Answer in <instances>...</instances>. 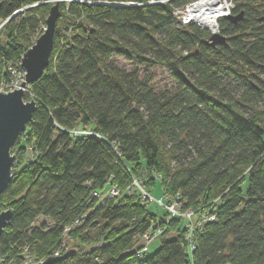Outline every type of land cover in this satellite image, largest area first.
I'll return each mask as SVG.
<instances>
[{
	"label": "trees",
	"instance_id": "16d2710c",
	"mask_svg": "<svg viewBox=\"0 0 264 264\" xmlns=\"http://www.w3.org/2000/svg\"><path fill=\"white\" fill-rule=\"evenodd\" d=\"M193 1H59L48 65L23 94L35 110L0 194V212L12 210L1 264L68 250L53 264H264V0H232L230 14L243 16L217 19L226 43L215 47L209 30L173 13ZM52 4L0 0V88ZM149 66L170 75L171 91L140 76ZM133 179L193 211L191 251L189 222L149 210ZM113 185L117 196H92ZM206 214L214 219L203 222ZM157 226L158 248L138 253L137 236Z\"/></svg>",
	"mask_w": 264,
	"mask_h": 264
},
{
	"label": "water",
	"instance_id": "95a60500",
	"mask_svg": "<svg viewBox=\"0 0 264 264\" xmlns=\"http://www.w3.org/2000/svg\"><path fill=\"white\" fill-rule=\"evenodd\" d=\"M59 1L61 0H51L53 4L50 6L45 18L43 32L20 58L19 68L24 74L19 86L9 91H0V194L5 190L16 172L13 167L14 156L10 153V149L17 136L25 129L26 123L31 119L35 110V101L33 99L25 101L23 94L26 87L36 81L48 65L56 21L60 15ZM242 16L243 12L240 11L236 15L229 14L221 17L236 23L241 20ZM225 43L226 38L218 31L210 32V36L206 41V44L210 47ZM11 215V209L0 212V235ZM70 251L72 250L66 251L59 257L49 256L34 264H53L58 260L65 259L70 254Z\"/></svg>",
	"mask_w": 264,
	"mask_h": 264
},
{
	"label": "rangeland",
	"instance_id": "374dc122",
	"mask_svg": "<svg viewBox=\"0 0 264 264\" xmlns=\"http://www.w3.org/2000/svg\"><path fill=\"white\" fill-rule=\"evenodd\" d=\"M66 1H68V0H66ZM233 6H234V3L231 0L230 5H229V7H230L229 14H230L231 9H232ZM178 15H179L178 16L179 19H181L183 21L182 17H180L181 14L178 13ZM184 22H190V21H184ZM41 30L43 32L44 27H42ZM34 41H33V43H34ZM112 61L116 65H118L120 68H123V69H129L133 65V64L127 62L125 59L120 58V57H114V58H112ZM19 70L20 71H17V70H13L12 71V73H13V75L15 77L13 79L12 83L10 85H8V86H2L0 88V91H9V90L13 89L14 87H18L19 86V83L22 80L23 74H24L23 71L20 68H19ZM139 72H140V76L141 77L145 76V77H148L149 78V82L151 83V85L154 87L155 90H158V91L159 90L171 91L173 89V87H174V83H173L170 75L163 68H161L160 66L141 67L139 69ZM25 91L27 92L28 90L25 89ZM28 155H30V154H27V156ZM241 189H242V192L244 193L245 192V189H246V182H243L241 184ZM150 196H151L152 199L147 203L149 210L153 211V210H158V208L159 209L162 208L157 203V201L158 200H162V197H163L157 184L151 190ZM102 198H103V196L101 195L97 199V201L101 202L100 199H102ZM42 222H46V220L43 219V218H38L37 221L35 222V224H40ZM81 229H83V231H90L91 230L92 231L91 233H94L95 232L94 230H92L91 227H89V225L83 226ZM61 242L63 243V245H64L65 248L70 249V248H72L75 245V242L76 241L72 238V236L67 235L64 238H62ZM98 243L99 242H97L95 244L98 245ZM159 244H160L159 237L153 239L152 241H150V243L148 245L147 254L148 255L149 254H152L158 248ZM93 245L94 244H91V245L88 244L87 246H93ZM25 252L26 251H24V253H23L24 254V256H23V260H24L23 261V264H34V262H32V257L30 255H28L27 253H25Z\"/></svg>",
	"mask_w": 264,
	"mask_h": 264
},
{
	"label": "built area",
	"instance_id": "2783aa9c",
	"mask_svg": "<svg viewBox=\"0 0 264 264\" xmlns=\"http://www.w3.org/2000/svg\"><path fill=\"white\" fill-rule=\"evenodd\" d=\"M197 1H199V0H195V1L191 2L190 4L195 3ZM220 2L225 5V11H226L222 16L229 15V9H230L229 5H230L231 0H220ZM190 4H188V5H190ZM188 5H186L182 9L173 10V13L176 16H179L178 15V13H179V14H181L180 17H182L183 21H189V20H186L182 14V12L185 10V8ZM216 30H218L217 24H216ZM74 133H77V132H74ZM132 184H133V186H135L139 190V192L141 194V199L143 201L148 203L152 199L150 194L144 188H142L135 179H133ZM117 195H118V189L116 188V186L113 185V186H110L107 189V191L105 192V194H103L102 196H103V198H112V197H115ZM92 196L99 198L101 196V191H93ZM100 200H102V199H100ZM157 203H158V205L163 207V209L167 212L169 217L184 218L185 220H187L189 222L188 232L186 233L185 237L188 240L189 249L191 251L193 249V245L191 243V231L195 228V222L193 221V214H194L193 211H191V210L181 211L180 204L176 200H170L167 197H162V200H158ZM213 219H214L213 215L206 214L203 216L202 221L203 222L204 221H211ZM67 230H69V228L65 229V231H67ZM161 233H162V227L157 226V227H151L147 231L143 232L141 235H138L137 236L138 240L136 243L139 246V252L138 253L144 252L148 243L150 241H152L153 239L157 238ZM56 255H58V253L54 254V256H56Z\"/></svg>",
	"mask_w": 264,
	"mask_h": 264
},
{
	"label": "bare ground",
	"instance_id": "6f19581e",
	"mask_svg": "<svg viewBox=\"0 0 264 264\" xmlns=\"http://www.w3.org/2000/svg\"><path fill=\"white\" fill-rule=\"evenodd\" d=\"M225 5L220 0H199L188 5L182 12L186 20L216 32L217 19L225 13Z\"/></svg>",
	"mask_w": 264,
	"mask_h": 264
}]
</instances>
